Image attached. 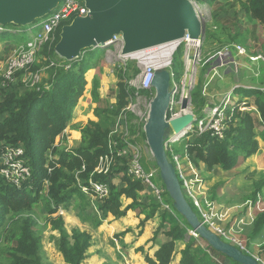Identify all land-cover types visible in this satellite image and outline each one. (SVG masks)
Instances as JSON below:
<instances>
[{
    "label": "trees",
    "instance_id": "obj_1",
    "mask_svg": "<svg viewBox=\"0 0 264 264\" xmlns=\"http://www.w3.org/2000/svg\"><path fill=\"white\" fill-rule=\"evenodd\" d=\"M194 1L201 4L208 3L211 7L217 6L220 2V0ZM241 6L251 20L257 21L264 27V0H245ZM43 20L36 25L33 23L29 28L39 25ZM71 21L62 22L53 40L45 42L36 54V60L39 55L43 56L42 66L53 70V75L61 69L62 73L59 77L57 76L54 81L52 79L47 85L37 82L32 86L21 85L22 89H9L8 86L1 89L0 156L6 148L21 147L23 158L31 174L20 187L7 183L0 176V245L6 244L5 248L0 246V254L6 256L7 264H42L41 231L35 228L36 220L32 217L34 209L41 206L42 212L45 213V225L58 234L56 246L64 263L84 264L92 245V232L73 230L68 234L64 229L63 218L53 217L58 213L59 208L66 211L74 210L78 219L88 224L92 230H97L108 221L109 217L118 220L125 218L129 212L139 210L140 220L137 226L134 229L127 227L124 231L115 234L114 242L121 246L122 251H128L143 236L145 230L149 229L150 238L145 242L147 249L141 246L135 250L143 256L146 264H171L179 244L183 246L179 251V264H218L214 259L215 256H223L224 264L227 261L230 264H239L215 251L201 237L189 236L188 231L192 228L173 207L169 206V210L164 209L150 194L151 198H142L139 194L145 187L141 182L127 175L125 161L120 166L118 164L111 166L105 175L96 174L95 167L99 158L108 152L109 125L103 117L101 122H89L80 129V143L76 149L52 148L54 139L68 127L71 112L84 90L86 83L84 76L93 68L92 61L96 54V50L89 49L82 53L80 59L71 62L55 55L54 46L59 40L60 30ZM0 27L3 30L0 32V42L25 46L23 35L27 30L24 31L22 27L13 25ZM12 40L15 43L10 42ZM176 52L169 70L170 75L174 76L179 75ZM35 62L27 71L16 74L32 73L31 70L36 71L32 74L38 73L40 66ZM65 68H69L70 71H64ZM137 74L138 72L134 71L131 76L127 75L126 65H123L117 75L118 103L115 111L111 113L112 116L118 115L125 108V99L136 91L129 87L128 83ZM97 87L98 83H95L92 90L95 98H97ZM151 91L154 97V89L151 88ZM241 94L245 98H254L257 121L247 114L239 121L240 113L236 109L227 111V121H223L224 137L218 139L212 137L211 131L208 130L203 134L198 133V122L204 118L202 114L193 123V131H191L195 134L194 137L187 139L189 138L187 133L183 136L184 141L181 144L180 139L179 143L172 145L173 151L181 155L186 154L195 168L204 164L209 169L220 166L226 171L235 168L241 156H251L256 150L254 139L257 133H261L259 137L264 142V94L260 90H243ZM170 116L168 112L167 120ZM256 125L262 128L261 132L256 133ZM51 148V154L56 159L47 161V152ZM165 154L171 162L170 154L167 152ZM48 169L51 171L48 172ZM120 174H122L121 186H116L113 180ZM90 179L106 186L108 189L106 198L95 202L92 201L91 191L89 195L82 192L80 185L88 186ZM161 184L165 203L169 205L170 198L162 182ZM191 209L198 216L193 206ZM263 225L264 214H261L253 223V233H258ZM128 234L132 239L130 243H125L124 238ZM162 237L164 241L159 242ZM203 241L206 247L200 245ZM261 256L264 257L263 254Z\"/></svg>",
    "mask_w": 264,
    "mask_h": 264
},
{
    "label": "rangeland",
    "instance_id": "obj_2",
    "mask_svg": "<svg viewBox=\"0 0 264 264\" xmlns=\"http://www.w3.org/2000/svg\"><path fill=\"white\" fill-rule=\"evenodd\" d=\"M190 2L197 11L202 26V34L194 47H191L190 42L188 43L185 39L177 44L175 56H177L176 65L179 75H171L170 90L173 96L168 110L171 115L170 118L181 115L182 91L185 89L184 87H188L189 91H185L184 95L188 93V110L196 120L203 114V119L207 121L216 110L217 114L223 117L224 121H227L226 112L236 109L240 113L239 121L245 114L257 121L258 115L255 112L254 98H245L241 92L243 90H260L264 94V27L257 21L251 20L245 13L241 6L245 0H220L218 5L214 7L208 3L201 4L194 0H190ZM39 21H36L34 25ZM29 27H22V29L24 31L29 30ZM28 37L30 38L26 31V34L23 35V42H26ZM10 42L15 43L14 40ZM20 46L0 42V100L1 89L7 86L9 89H22L20 86L26 85L25 83L31 79L30 74L36 72L31 70L32 73L16 74L10 83L2 87L1 75L5 72L6 62ZM237 49L243 50L244 53L240 55ZM91 50H96L95 58L92 61L93 68L84 76L86 82L84 90L71 112L68 127L54 139L52 148L59 150L76 149L80 143V129L88 125L89 122H101L103 117L109 125L108 137L118 127L120 132L126 131L130 138L136 140L141 147L144 168L156 171V184L163 190L159 170L144 135V125L150 103L153 100L151 86L142 90L136 84L134 87L137 88L133 87L136 91L132 96L129 95L125 99V108L118 115H111L118 103V99H116L118 93L117 75L123 65H126L127 75L131 76L134 71H137L139 77L146 61L142 62V65L133 60V57H122L113 46H98ZM190 53H192L193 60H188ZM86 56L87 54H85ZM35 64L40 66L37 70L39 71L37 73L38 82H42L43 85L49 84L52 79L54 81L62 73L60 69L53 75V70L47 66H42L44 64L42 55H39ZM64 71L69 72L70 69L65 68ZM95 83H98L97 98L92 95ZM196 112L197 116H195ZM193 125L184 134H189L187 139H191L195 135L192 132ZM255 131L256 133L261 132L262 128L256 125ZM260 134L257 133V137L254 139L256 142L254 153L249 157L241 156L238 165L230 171H226L220 166H213L209 169L204 164L195 168L191 163V167L186 163L185 168L188 178L194 183H200L206 196L214 201L215 205L221 206L219 209L215 207L222 213L223 224L226 225V228H234L242 223L247 224L243 231L239 232V238L245 243L251 254L264 259L261 256L262 254L264 256V225L258 233L253 234L252 222L249 223V221H255L259 215L264 214V142L259 137ZM167 137H171V132H168ZM183 141L184 138L182 137L180 144ZM52 148L47 152V161L56 159L51 154ZM115 163L117 164V162ZM113 164L107 165L98 160L95 170L97 168L105 170L107 166L110 167ZM50 171L48 169V172ZM121 178L122 174L118 175L113 183L116 186H121ZM139 195L144 199L151 198L144 188ZM168 203L172 208L171 199ZM188 205L191 208L189 203ZM138 212L139 210L129 212L125 218L118 220L109 217L108 221L97 230H92L88 224L82 223L72 209L66 211L59 208L58 213L53 217L61 216L63 218L64 229L68 234H71L73 230L94 233L93 246L89 249L84 264H146L143 256L135 250L141 246L147 249L145 238L149 236V229L145 230L143 236L128 251L123 252L121 246L114 242L116 241L114 240L115 234L124 231L127 227L134 229L137 226L140 220ZM40 213H43L41 206L34 209L32 217L36 220L35 228L41 231V262L42 264H65L56 246L58 234L45 225V213H43L44 216ZM197 217L199 218V215ZM188 235L192 236L189 232ZM131 239V235L128 234L124 241L130 243ZM163 241V237L159 239V242ZM200 245L206 247L204 241L200 242ZM0 246L5 248L6 244ZM222 257L215 256L216 263L224 264ZM7 263L6 256L0 254V264ZM176 263L177 261L173 262V264ZM226 264L230 263L227 261Z\"/></svg>",
    "mask_w": 264,
    "mask_h": 264
},
{
    "label": "water",
    "instance_id": "obj_3",
    "mask_svg": "<svg viewBox=\"0 0 264 264\" xmlns=\"http://www.w3.org/2000/svg\"><path fill=\"white\" fill-rule=\"evenodd\" d=\"M62 0H0V26L27 27L44 19ZM87 9L84 17H75L64 25L54 53L67 62L78 60L82 53L110 46L114 36H121V56L126 57L167 43L183 41L186 36L199 41L202 26L190 0H80ZM108 44V45H107ZM188 60H193L192 53ZM188 74V73H187ZM169 71H156L151 80L154 97L149 106L144 135L159 170L160 180L176 212L215 251L239 264H259L207 231L184 199L173 165L164 151L168 132L183 134L196 120L189 112V96L180 102L182 115L167 120L173 93ZM185 91H189L185 87Z\"/></svg>",
    "mask_w": 264,
    "mask_h": 264
},
{
    "label": "built area",
    "instance_id": "obj_4",
    "mask_svg": "<svg viewBox=\"0 0 264 264\" xmlns=\"http://www.w3.org/2000/svg\"><path fill=\"white\" fill-rule=\"evenodd\" d=\"M86 15L87 9L82 1L62 0L58 7L44 18L42 23L27 30L30 40L28 39L25 42V46H20L7 60L5 72L1 75L2 87L10 83L14 79L16 73L27 71L29 67L32 66L36 61V54L40 47L45 42L53 40L56 30L62 22L73 20L75 17H84ZM36 28L38 29L36 30ZM2 31L3 30L0 27V32ZM111 43L112 45L110 46L115 47L121 56V36H114L112 40L108 42V44ZM178 43L179 42L174 45H171L172 43H167L159 47L130 55L129 57H133V60L136 62L142 64V62L146 61V64H142L143 70L141 75L139 77L136 76L129 81L128 85L133 88L137 84L139 86L138 88L142 90L148 89V87L151 86V80L156 71H169L171 69L173 55L176 52ZM237 50L240 55L244 53L243 50ZM30 75L31 79L25 84L32 86L38 82V75L37 73ZM223 121L224 118L217 114V111L215 110L207 121L202 119L198 122L197 131L199 134H203L208 130L211 131L212 137L223 139L225 130ZM185 133L186 131L178 137L173 136L172 134L171 137H167L166 135L163 146L165 153L167 152L170 154V163L174 167L183 197L197 210L199 215V218L197 217L198 221L207 231L214 234L223 243L234 247L242 254L252 257L259 264H264V259H261L260 257L258 258L247 250L245 243L239 238L240 233L237 229L233 227L226 228L224 226L222 213L216 209L209 197L206 196L200 183H194L188 178L185 165L187 163V165L191 167V164L187 159V155L175 153L172 149V145L179 142ZM107 150L108 152L100 157V162H104L107 165L114 163L111 165L114 166L116 164L115 162L120 165L125 161L127 164V175L131 176L136 181L141 182L146 191L153 196L155 201H157L164 209L169 210V205L165 203L163 197L164 190H162L160 186L159 188L156 184V171L144 168L142 164L141 147L134 139L127 135L126 131L123 133L118 130V127L115 128L108 137ZM111 166H107L105 170L97 168L95 172L96 174L105 175L109 172ZM30 174L31 170L23 158L22 148H6L0 156V176L4 181L13 186L20 187ZM80 187L82 192L86 195H89V192L91 191L93 193L91 194L92 201L95 202L101 201L108 195V189L106 186L97 184L91 179L88 182V186L80 185ZM188 232L192 237H198V234L195 231L190 230Z\"/></svg>",
    "mask_w": 264,
    "mask_h": 264
},
{
    "label": "crops",
    "instance_id": "obj_5",
    "mask_svg": "<svg viewBox=\"0 0 264 264\" xmlns=\"http://www.w3.org/2000/svg\"><path fill=\"white\" fill-rule=\"evenodd\" d=\"M210 199V198H209ZM210 201L213 203L214 201H212L211 199H210ZM214 204V203H213ZM215 205V204H214ZM218 209L219 208H221V206L218 204V205H215ZM250 222H252L251 223V225H253V223H254V221H249V223ZM243 224V223H242ZM239 225V226H236V227H234L235 229H237L240 233L243 231V229H244V227H246V225L247 224H243V225ZM226 226V225H225ZM252 232H253V230H252ZM253 234H256V233H253ZM93 235H94V233L92 234V245H91V247L93 246V242H94V237H93ZM145 237V236H144ZM144 237H143V239H144ZM150 237V233H149V236L147 237V238H145V241L148 239ZM90 247V248H91ZM89 248V249H90ZM183 248V246L182 245H178L177 246V253H176V255L174 256V258H173V261H172V263L171 264H173V262H175V261H177V263L176 264H179V260H180V255H179V251L181 250ZM89 251V250H88ZM124 252V251H123ZM261 255V254H260ZM88 257V256H87ZM86 261V260H85ZM85 263V262H84Z\"/></svg>",
    "mask_w": 264,
    "mask_h": 264
},
{
    "label": "bare ground",
    "instance_id": "obj_6",
    "mask_svg": "<svg viewBox=\"0 0 264 264\" xmlns=\"http://www.w3.org/2000/svg\"><path fill=\"white\" fill-rule=\"evenodd\" d=\"M185 41H188V43L190 44V46L191 47H194V46H196V42H198V41H192V40H190V39H188L187 37L185 38ZM177 43V42H176ZM176 43H172L171 45H174V44H176ZM185 88V87H184ZM175 93V92H174ZM177 93V92H176ZM182 97H183V95L185 94V89L182 91ZM171 105H172V103H171ZM181 115H182V113H181ZM176 117H178V115L176 116ZM175 117V118H176ZM174 118V117H173Z\"/></svg>",
    "mask_w": 264,
    "mask_h": 264
}]
</instances>
